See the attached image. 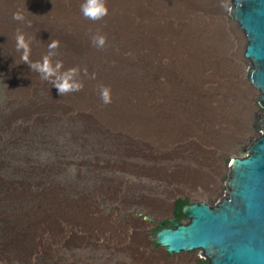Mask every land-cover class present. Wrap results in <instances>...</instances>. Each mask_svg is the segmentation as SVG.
Wrapping results in <instances>:
<instances>
[{
	"label": "rangeland",
	"instance_id": "374dc122",
	"mask_svg": "<svg viewBox=\"0 0 264 264\" xmlns=\"http://www.w3.org/2000/svg\"><path fill=\"white\" fill-rule=\"evenodd\" d=\"M190 1L196 8L180 14L189 23L178 34L173 0H133L131 35H104L105 48L130 59L117 69L89 63L69 41L55 50L52 60L83 65L85 82L131 73L132 114L122 128L117 117L93 116L88 100L56 94L16 50L19 31L30 41L29 61H41L54 29L72 39L88 33L86 24L53 22L32 0H0V264L200 262L199 255L170 258L154 233L174 217L176 200L215 205L223 198L229 164L263 131L264 113L257 114L264 108L247 77L246 43L229 0ZM15 12L25 20H13ZM165 44L189 56L169 54ZM178 45L183 52H175ZM164 54L173 57L155 62L151 74L153 59ZM30 72L39 81L25 91ZM178 110L188 124L173 118Z\"/></svg>",
	"mask_w": 264,
	"mask_h": 264
},
{
	"label": "water",
	"instance_id": "95a60500",
	"mask_svg": "<svg viewBox=\"0 0 264 264\" xmlns=\"http://www.w3.org/2000/svg\"><path fill=\"white\" fill-rule=\"evenodd\" d=\"M230 18L249 50V81L264 108V0H229ZM230 170L227 202L215 211H186L187 228H169L158 249L174 259L200 254V263L264 264V127Z\"/></svg>",
	"mask_w": 264,
	"mask_h": 264
},
{
	"label": "bare ground",
	"instance_id": "6f19581e",
	"mask_svg": "<svg viewBox=\"0 0 264 264\" xmlns=\"http://www.w3.org/2000/svg\"><path fill=\"white\" fill-rule=\"evenodd\" d=\"M32 1H34L33 3H35V5H38L40 8H42V10L45 12L44 14H46L45 17L49 19L52 16L51 21L53 20V17H57V18H69L70 17L75 22H81V23L86 24V28L89 29L88 33L83 34V35L74 36L72 37V39H70V33L64 29L62 30L54 29V32L51 33L53 35L54 41H58L59 43H64V41H69L70 51L72 53L82 54L84 58L86 59V61H88L89 63H102L106 65L107 67L113 68V69L119 68V66L122 63H130L129 57L119 55L115 53L112 49H108L107 47L98 49L97 47L93 46L92 36L95 34L105 35L107 32H110V31H117V32L123 31L124 32L127 30H129V32H126V33L131 35L133 24L135 25L136 20H138V19H135V16H134L135 14L133 15V10H134L132 8L133 0H106V6L109 10L108 15H106L102 20H99V21H91L83 17L81 10H80V5L84 3V0H32ZM72 1L76 2V4H70ZM165 3L169 4V0H165ZM189 3H191L190 0H189ZM189 3H188V0H173V4L176 7H178V10H179V13H178L179 18H177L176 19L177 21L173 23L174 28L177 30L175 32H177L178 34L179 33L183 34L184 33L183 30H185L188 27L187 24L189 23L185 21L186 17H182L180 16V14L191 12L195 10L196 8L192 4L189 5ZM181 4L183 5V8L180 7ZM156 9L160 11L159 7H156ZM166 44L164 45L163 49H167L166 51H168L169 54L170 53L173 54L174 51H171V48L169 49L168 45L166 46ZM160 46H163V45H160ZM180 47L182 46L178 45V49L176 48L175 52L178 53L179 50H180L179 52H183ZM244 50H249L247 45H245ZM184 53L185 52L181 54L180 53L179 54L174 53V54L187 58L189 54H186V53L184 54ZM165 57H168L171 59L173 56L165 55V54L156 55L155 58L153 59L154 63H152L151 68L149 66L148 71L151 74H154V72L156 71V67H157L155 62L166 60V59H163ZM57 61H60L62 63L61 71H66L71 68L79 69V75L78 77H76V79L79 82L83 83L82 90L65 94V95H68V98L72 102L76 103L77 101L82 102L83 100H88L89 103H88L87 108L89 109L90 113L96 118L102 121L108 122V117L113 116L115 118L117 117L116 121L118 120V125L121 126L122 128H127L129 126L128 124L130 122L129 120L131 119V114H132L131 106L133 103V97H132L133 96V92H132L133 76L131 75V73L128 72L127 74H125L123 76L124 77L123 80L116 79L114 82L110 81L106 75H103L101 79L98 78L96 81L85 82L82 79V76H80L81 69L83 67V65L80 62L72 60V59H61V58H58L57 56V57H54V60H52L53 65ZM33 72H30L29 77L26 78L28 84L24 88L25 91L31 88L33 86V83L37 82V80L39 79V77H37ZM173 73H174V76H178L179 74L177 69H174ZM249 75H250V69L248 71V76H247L248 78H249ZM153 81L154 80L151 79L152 85H154ZM100 85L107 86L111 89L112 102L110 104L105 105L101 101V98L99 95ZM204 86H208V84L206 83V85ZM200 88H204V87L200 86ZM54 92L56 94H59L58 90L55 87H54ZM114 105L129 107V112L125 110V111H122L120 115L110 108L111 106H114ZM174 116L175 117L173 118H175L178 121L180 120L183 125L188 124L186 116L182 114V110H178L177 114ZM235 160H236V157H234L231 163L229 164L230 170L235 167ZM227 187H231L230 175L227 180ZM226 202H227V192L223 196V198L215 205L212 202H206L202 200L194 201V202H190L187 205H185L183 208V212L185 213L186 211H197L200 213V208L206 211H215L217 208L223 206ZM174 209H175V205H174ZM171 227L172 228H187V219L185 221H179V220L172 218L170 221V226H163L159 228L157 231H155L154 236H155V242L157 244L159 242V238L163 235L164 230H167ZM169 264H183V263L174 262V263H169ZM198 264H212V263H200L199 262Z\"/></svg>",
	"mask_w": 264,
	"mask_h": 264
},
{
	"label": "clouds",
	"instance_id": "9594fccd",
	"mask_svg": "<svg viewBox=\"0 0 264 264\" xmlns=\"http://www.w3.org/2000/svg\"><path fill=\"white\" fill-rule=\"evenodd\" d=\"M80 10L84 18L91 21L102 20L108 15V8L106 6V0H84V3L80 5ZM13 20L23 22L25 16L20 12L13 13ZM30 26V25H29ZM16 50H22V60L26 63L31 71L39 73L42 80L48 81L54 86L60 95H65L71 92H77L82 90L83 83L79 82L76 77L79 75L78 68H71L66 71H61L62 63L57 61L54 65L52 63V57L55 56L56 49L59 47L58 41H52L49 43V51L42 57L41 61L30 62L29 56L31 52L30 41L26 40L25 35L21 32H17ZM106 37L104 35H94L92 37L93 46L101 49L106 44ZM92 78H95L93 74ZM99 95L101 101L107 105L112 102L111 89L107 86H99Z\"/></svg>",
	"mask_w": 264,
	"mask_h": 264
},
{
	"label": "trees",
	"instance_id": "16d2710c",
	"mask_svg": "<svg viewBox=\"0 0 264 264\" xmlns=\"http://www.w3.org/2000/svg\"><path fill=\"white\" fill-rule=\"evenodd\" d=\"M190 202L191 201L189 199H178V200H176L173 218L176 220H179V221H185L187 219V216L183 212V208L185 205H187ZM170 221H171V219L165 220L164 222H162V224L159 226V228H161L163 226H170Z\"/></svg>",
	"mask_w": 264,
	"mask_h": 264
},
{
	"label": "flooded vegetation",
	"instance_id": "af4514ba",
	"mask_svg": "<svg viewBox=\"0 0 264 264\" xmlns=\"http://www.w3.org/2000/svg\"><path fill=\"white\" fill-rule=\"evenodd\" d=\"M259 110H260V113H258L257 116H261L264 113L263 110H261V109H259Z\"/></svg>",
	"mask_w": 264,
	"mask_h": 264
},
{
	"label": "crops",
	"instance_id": "0c3cea01",
	"mask_svg": "<svg viewBox=\"0 0 264 264\" xmlns=\"http://www.w3.org/2000/svg\"><path fill=\"white\" fill-rule=\"evenodd\" d=\"M257 108V107H256ZM258 109V108H257ZM259 110V109H258Z\"/></svg>",
	"mask_w": 264,
	"mask_h": 264
},
{
	"label": "built area",
	"instance_id": "2783aa9c",
	"mask_svg": "<svg viewBox=\"0 0 264 264\" xmlns=\"http://www.w3.org/2000/svg\"><path fill=\"white\" fill-rule=\"evenodd\" d=\"M199 256H200V254H199Z\"/></svg>",
	"mask_w": 264,
	"mask_h": 264
}]
</instances>
